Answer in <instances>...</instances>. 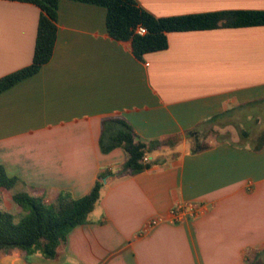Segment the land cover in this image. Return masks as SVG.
<instances>
[{
  "label": "crops",
  "instance_id": "obj_1",
  "mask_svg": "<svg viewBox=\"0 0 264 264\" xmlns=\"http://www.w3.org/2000/svg\"><path fill=\"white\" fill-rule=\"evenodd\" d=\"M134 1L157 18L264 11V0ZM39 14L0 0V78L31 64ZM56 26L49 62L0 93V165L18 179L12 195L76 200L101 172H118L126 154L101 152L104 119L124 120L144 141L180 140L152 151L148 170L108 178L89 222L70 230L53 260L16 251L0 253V264L260 261L264 26L168 33L167 49L142 60L108 35L102 6L59 0ZM256 121L262 131L248 141ZM200 143L208 148L194 152ZM185 203L199 216L172 223ZM153 219L163 221L148 228Z\"/></svg>",
  "mask_w": 264,
  "mask_h": 264
},
{
  "label": "trees",
  "instance_id": "obj_2",
  "mask_svg": "<svg viewBox=\"0 0 264 264\" xmlns=\"http://www.w3.org/2000/svg\"><path fill=\"white\" fill-rule=\"evenodd\" d=\"M32 4L40 10L32 62L29 66L0 78V93L16 83L38 73L52 57L57 33L59 0H9ZM102 6L106 9L108 35L120 42H129L133 55L142 60L148 53L163 51L168 47L167 34L176 32L206 31L221 28L264 26V11L235 10L157 18L140 8L134 0H74ZM145 28L144 35L135 29ZM189 134V133H188ZM243 135H247L243 133ZM180 137L166 141L140 139L124 120L108 118L102 121L100 150L107 154L121 148L126 154L122 168L112 173L101 172L92 189L79 199L58 197L45 203L44 194L18 192L12 201L25 211L18 222L2 205L0 199V253L20 252L28 260L41 256L53 260L58 248L65 242L74 227L89 222L104 188V181L120 175H136L148 170L152 163L148 155L164 145H175ZM261 145L254 146L255 148ZM206 144L196 145L194 152L207 149ZM148 161H144V157ZM18 179L10 177L0 165V189L12 191ZM253 264V263H251Z\"/></svg>",
  "mask_w": 264,
  "mask_h": 264
},
{
  "label": "rangeland",
  "instance_id": "obj_3",
  "mask_svg": "<svg viewBox=\"0 0 264 264\" xmlns=\"http://www.w3.org/2000/svg\"><path fill=\"white\" fill-rule=\"evenodd\" d=\"M261 126V124H259ZM262 127V126H261ZM242 130V129H241ZM239 130V131H241ZM250 131V137L248 141L254 140L260 133L261 128L258 126L257 121L251 124V127L247 130ZM264 138V136H263ZM12 192L0 189V199L2 201V205L9 213H11L14 217V221L18 222L22 217L25 216V211L20 207L16 206L12 201ZM47 203V202H45ZM95 210V209H94ZM93 210V211H94ZM253 264H264V256L260 261H252Z\"/></svg>",
  "mask_w": 264,
  "mask_h": 264
},
{
  "label": "built area",
  "instance_id": "obj_4",
  "mask_svg": "<svg viewBox=\"0 0 264 264\" xmlns=\"http://www.w3.org/2000/svg\"><path fill=\"white\" fill-rule=\"evenodd\" d=\"M135 33L138 35H144L146 33L145 28L138 26L135 29ZM149 159L147 156L144 157V161L147 162ZM171 216H172V223H180L184 221L187 218L195 219L196 217L199 216L198 211L193 207L192 204L185 203L181 205L175 206L172 211H171ZM163 220L161 219H153L149 222L148 228H151L153 226L158 225L161 223Z\"/></svg>",
  "mask_w": 264,
  "mask_h": 264
},
{
  "label": "water",
  "instance_id": "obj_5",
  "mask_svg": "<svg viewBox=\"0 0 264 264\" xmlns=\"http://www.w3.org/2000/svg\"><path fill=\"white\" fill-rule=\"evenodd\" d=\"M105 182V181H104Z\"/></svg>",
  "mask_w": 264,
  "mask_h": 264
}]
</instances>
